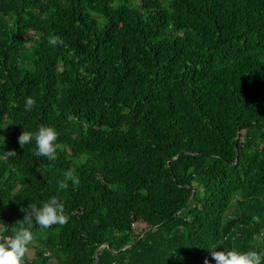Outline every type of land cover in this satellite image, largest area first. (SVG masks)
Returning a JSON list of instances; mask_svg holds the SVG:
<instances>
[{
	"label": "trees",
	"instance_id": "trees-1",
	"mask_svg": "<svg viewBox=\"0 0 264 264\" xmlns=\"http://www.w3.org/2000/svg\"><path fill=\"white\" fill-rule=\"evenodd\" d=\"M38 124L54 159L17 140ZM50 195L68 220L34 225L23 264L264 248V0H0L8 232Z\"/></svg>",
	"mask_w": 264,
	"mask_h": 264
},
{
	"label": "clouds",
	"instance_id": "clouds-1",
	"mask_svg": "<svg viewBox=\"0 0 264 264\" xmlns=\"http://www.w3.org/2000/svg\"><path fill=\"white\" fill-rule=\"evenodd\" d=\"M47 41L51 45L63 43V38L59 34L50 33ZM34 98L25 97L24 107L31 109ZM58 132L53 125L38 124L35 129L22 130L17 140L20 145L34 140L36 155L46 156L54 159L56 152V138ZM13 153V151H6ZM25 215L18 219L16 227L7 230L8 224L0 220V264H23V257L28 248L29 242L34 240L33 226L39 225L44 228L52 224H64L68 220L63 203L56 195H50L47 199L27 206ZM214 258V264H261L264 259V248H247L237 250L236 248H218L210 251ZM203 264H212L207 257Z\"/></svg>",
	"mask_w": 264,
	"mask_h": 264
},
{
	"label": "rangeland",
	"instance_id": "rangeland-1",
	"mask_svg": "<svg viewBox=\"0 0 264 264\" xmlns=\"http://www.w3.org/2000/svg\"><path fill=\"white\" fill-rule=\"evenodd\" d=\"M140 226V225H139ZM137 230H138V228H136ZM29 243H31V244H35V245H37V246H39L35 241H31V242H29ZM40 247V246H39ZM33 256V254H32V249H28L27 250V258H31ZM52 260H53V258H52Z\"/></svg>",
	"mask_w": 264,
	"mask_h": 264
},
{
	"label": "water",
	"instance_id": "water-1",
	"mask_svg": "<svg viewBox=\"0 0 264 264\" xmlns=\"http://www.w3.org/2000/svg\"><path fill=\"white\" fill-rule=\"evenodd\" d=\"M193 193H194V189H193V191H192V195L191 196H193ZM102 245H106V244H102ZM98 250V249H97ZM97 250H96V259H95V264L97 263Z\"/></svg>",
	"mask_w": 264,
	"mask_h": 264
}]
</instances>
